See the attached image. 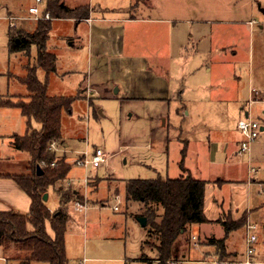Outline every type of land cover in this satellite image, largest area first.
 Listing matches in <instances>:
<instances>
[{
    "label": "rangeland",
    "instance_id": "rangeland-1",
    "mask_svg": "<svg viewBox=\"0 0 264 264\" xmlns=\"http://www.w3.org/2000/svg\"><path fill=\"white\" fill-rule=\"evenodd\" d=\"M64 3L69 7L87 4L95 11L94 17L100 19L103 15L106 22H98L104 34L101 43L110 42L113 52L117 42L113 32L121 31L122 39L126 38L123 56L131 61L127 67L117 66L114 70L101 64L94 71L85 40L89 27L84 22L76 26L72 19L51 23L47 50L56 56V71L46 75L38 68L36 78L46 85L48 96L72 100L70 111L64 110L61 115L63 142L57 143L53 151L57 159L71 165V170L65 180L47 189L45 203L51 212L58 209L55 192L58 188H70L83 195L86 211H77L79 206L75 203L66 207L72 221L65 235L66 264H145L137 261L145 235L133 216L137 205L127 206L121 200L120 212L113 210L118 205L116 196L120 199L122 196L120 181L155 179L157 174L163 178L177 176L184 149L178 135L188 132L186 139L188 147L193 148V157L200 153L201 144L208 137L219 140L212 142L211 147L221 146L225 138H233V121L242 107H246L249 120L264 128V99L253 101L251 95L252 89L264 94V0H64ZM34 5L35 0H0V102L27 94L17 77L25 75L24 66L34 65L36 48L32 46L27 57L9 52L6 17L12 14L25 18L14 29L31 31L36 21L27 12ZM131 16L169 23L114 22ZM201 19L222 22L216 30L222 57L216 61L204 57L211 50L209 35L214 23H197ZM251 21L255 25L249 26ZM158 38L168 40V57L161 52ZM108 55L115 56L116 51ZM158 81L164 82L168 91L165 100L153 95ZM181 107L188 112L187 117L182 116ZM31 127L39 130L40 124L31 121ZM26 131V119L20 110L0 103V169L2 165L10 173L27 171L28 155L10 147L12 137L23 136ZM96 148L109 156L107 166L96 171L73 166L75 160L83 155L90 157ZM249 156L232 155V165L220 168L234 180L244 179L246 168H253L249 176L256 183L248 188L249 214L241 216L246 219L244 226L226 240L225 257L219 259L214 247H205L209 244L208 237L191 233L198 241L191 239L188 261L178 264H242L247 223L256 227L252 260L254 264H264V131L253 142ZM191 159L188 157L185 165ZM94 176L99 179L83 181ZM71 178H80L81 182H70ZM216 195L226 201L230 199L228 189L217 188ZM222 214L223 217L227 214L231 222L238 221L230 212ZM47 231L51 234L48 225ZM211 233L218 238L223 236L219 227ZM145 251L148 258L153 257L147 248Z\"/></svg>",
    "mask_w": 264,
    "mask_h": 264
},
{
    "label": "trees",
    "instance_id": "trees-1",
    "mask_svg": "<svg viewBox=\"0 0 264 264\" xmlns=\"http://www.w3.org/2000/svg\"><path fill=\"white\" fill-rule=\"evenodd\" d=\"M92 11L87 4L69 7L63 0H43L41 13H48L49 20L36 21L31 31L8 27L9 52L27 57L34 46L36 57L32 67L24 66L25 75L17 77L27 94L10 96L0 102L3 106L18 108L26 119V133L13 136L10 147L29 157L25 173L6 172L1 165L0 178L11 179L31 201L27 213L0 211V248L5 264L67 263L65 235L69 217L66 207L69 203L83 205V195L70 188H58L55 192L59 207L54 212L47 208L43 195L56 182L65 180L71 170L69 163L57 159L54 152L49 151V145L63 142L61 115L64 110L70 111L72 100L48 96L46 85L36 78V70L40 68L46 75L56 71V56L47 50L51 23L58 19H72L77 24L88 19ZM31 121L40 124V129H32ZM181 156L184 157V151ZM180 165L182 167V162ZM37 166L43 172L40 176L36 174ZM181 171L176 178L157 176L155 179L124 181L125 204L137 205L133 216L147 220L145 236L140 243L141 255L137 258L139 262L177 264L188 261L190 228L202 224H216L222 228L223 236L220 239L209 237V244L205 246L214 247L219 259L224 258L228 236L244 226L245 217L231 222L227 214L224 217L222 214L215 222L207 220L203 211L206 182L185 176L183 168ZM146 248L153 254L152 258H148Z\"/></svg>",
    "mask_w": 264,
    "mask_h": 264
},
{
    "label": "crops",
    "instance_id": "crops-1",
    "mask_svg": "<svg viewBox=\"0 0 264 264\" xmlns=\"http://www.w3.org/2000/svg\"><path fill=\"white\" fill-rule=\"evenodd\" d=\"M64 1V0H63ZM95 11H92L89 15V18L86 20H82L81 22H84L88 27H89V32L85 37L86 44L88 45V56L90 62L93 61L95 66V70H98V67L102 64H105L106 67L109 68V70H114L117 69V66H122V67H127L130 65L131 59L125 58L123 56V46L126 42V38L120 36L121 31L116 30L113 32L114 36L117 39V42L115 43V47L113 48V52H111V47L108 44H102L101 40L103 38V31H101L98 28V22H106L103 15H101V18L98 19L94 17ZM10 14V13H8ZM99 15V14H98ZM9 16H12L9 15ZM7 18V17H6ZM7 20V19H6ZM89 20V22H88ZM113 21V20H110ZM78 22L76 26L81 23ZM114 22L118 23H126L129 24L130 22L133 23H138V24H168L169 21H163V20H152L151 18L149 19H144V18H137L134 16H131L129 18H123V19H115ZM197 23L207 25L209 23H214L210 22L207 20H198ZM222 22H217L214 23V25L210 26L212 27V31L209 35V41L211 44V50L204 53V57L206 59L212 57L215 61L217 58L222 57V54L219 49V44L216 42L217 41V33L216 30L219 27V25ZM249 26L255 25L253 21L248 22ZM80 43V41H78ZM157 44L161 43V52L164 54V56L168 57V54L170 55V47L168 44V40H165L163 38H158L156 39ZM158 46V45H157ZM116 51V55H108L111 53H114ZM160 52V53H161ZM135 60V59H134ZM210 60V59H209ZM57 61V60H56ZM159 65L161 62L158 63ZM207 72H210V68H206ZM55 73V72H54ZM85 82V80H84ZM164 82L158 81L155 84L154 87V94L156 99L159 100H165L167 96V89H165V85L163 84ZM83 84V83H82ZM82 86V85H81ZM86 89V88H85ZM82 88L80 89V91ZM254 91L253 89L251 90ZM118 91L116 90L114 93L116 94ZM175 93V92H174ZM173 93V96H174ZM181 94V91H178V98L179 95ZM252 95V100H263L264 99V94L262 92H254L251 94ZM253 100V101H254ZM245 108V109H244ZM182 110V116L187 117L188 112L185 110L184 107H181ZM237 118L233 121V128H234V133H233V138H225V142L222 141V145L218 147H211V143H219V140L216 137H213L211 140L210 137L207 138V142H204L201 144V151H199V154H195V157H193L192 153V147H188L189 145V140L186 139V137L189 136L188 132L179 134L177 140L180 142H184V157L182 158V167L181 163L178 161V166L180 168V172L177 173V176L175 177H168V178H176L179 177L182 174L181 169L183 168L186 172L185 176L190 175L192 178L197 179V180H202L206 182L205 185V192H204V215L207 218V220L211 222H215L218 218H220L221 214L223 212H230L231 216L233 217L234 220H239L241 216L246 213L249 214L248 210V188L250 185H256L254 182L255 179L252 178L251 175L252 173H249L250 167L246 168V177L242 180H234L231 179L232 177L225 176L221 172V167L225 164H228L229 166L232 165V155L235 157H239L237 155V148L238 144L240 141V134L237 130V122L241 118L248 117V112L246 110V107L240 108V111L238 115L236 116ZM165 122H163V125ZM262 130L261 132L264 131V128L261 127ZM260 132V133H261ZM193 145V144H192ZM196 147V145H195ZM204 147V148H203ZM232 149V151H231ZM94 151V150H93ZM181 151V152H182ZM187 152V153H186ZM230 153V155H229ZM80 157V156H78ZM77 157V158H78ZM182 157V156H181ZM191 157V161L187 162L185 165V160ZM244 157V156H243ZM250 157V156H249ZM240 158V157H239ZM190 164H193L190 167ZM76 166V165H73ZM104 167V166H103ZM70 173V172H69ZM159 174H157L158 176ZM250 177V178H249ZM97 178L94 176L93 178H88L94 179ZM72 179V178H71ZM69 179L70 182L78 183L81 182L79 181L80 178L77 179ZM99 179V178H97ZM125 181V180H124ZM124 181H120L121 185L123 187ZM104 182V180H102ZM223 190V189H228L230 193V199L227 201L222 197L219 198L216 195V189ZM124 191L122 189V196L121 200L124 201ZM119 196V195H117ZM30 198L16 185L15 182H13L11 179H6V178H0V211H8V210H14L20 213H27L30 209ZM70 204V203H69ZM122 205V203H121ZM77 211H86L85 205H78ZM104 206V205H103ZM67 210V208H66ZM75 211V210H74ZM68 214V212H67ZM74 215V214H73ZM69 217V215H68ZM135 218V217H134ZM73 219V216H72ZM137 219V218H135ZM74 220V219H73ZM71 221L70 217L68 218V223ZM75 221V220H74ZM137 221V220H136ZM72 222V221H71ZM68 225V224H67ZM221 228L219 225L216 224H202V225H194L190 228V235L192 234H200V237H212L214 235L211 233L213 228ZM208 228V229H206ZM145 229V228H144ZM222 230V228H221ZM49 233V232H48ZM145 233V230H144ZM50 234V233H49ZM223 234V231H222ZM51 235V234H50ZM145 236V235H144ZM194 236V235H192ZM215 236V235H214ZM198 237V236H197ZM216 237V236H215ZM217 239H220L216 237ZM198 239V238H197ZM226 244V241H225ZM198 246V245H194ZM207 247V246H205ZM207 248L213 249L211 246H208ZM227 248V246H226ZM0 261L5 264V260L2 255V250L0 248Z\"/></svg>",
    "mask_w": 264,
    "mask_h": 264
},
{
    "label": "built area",
    "instance_id": "built-area-1",
    "mask_svg": "<svg viewBox=\"0 0 264 264\" xmlns=\"http://www.w3.org/2000/svg\"><path fill=\"white\" fill-rule=\"evenodd\" d=\"M43 0H35V5L31 6L28 9V16L34 20H49L50 16L48 13H41L42 10ZM7 21L9 22V27L14 28L17 26L18 23L24 21L25 18L16 17V16H8ZM89 22V20H88ZM255 91H252L254 93ZM237 130L240 134V141L237 148V155L239 157L248 156L250 155L251 148L253 142L257 140L260 135L261 127L256 123L248 119V117L241 118L237 122ZM56 143L52 142L49 145V151H55ZM109 163V156L99 148L94 149L90 157L83 155L82 158L75 160V165L79 167H89L92 170L96 171L100 167L107 166ZM54 164H51L53 167ZM253 168L249 169V173H253ZM85 183H87L88 178H85ZM115 201L118 203L117 206L113 208L114 211L120 212L121 207V199L116 196ZM256 229L254 224L247 223L245 225V259L243 260L242 264H254L252 260L253 254L255 252L254 245L256 243V236L253 234V231ZM191 239L196 240L195 236H192ZM178 264V263H177Z\"/></svg>",
    "mask_w": 264,
    "mask_h": 264
},
{
    "label": "water",
    "instance_id": "water-1",
    "mask_svg": "<svg viewBox=\"0 0 264 264\" xmlns=\"http://www.w3.org/2000/svg\"><path fill=\"white\" fill-rule=\"evenodd\" d=\"M262 14L264 15V10L262 11ZM261 130H262V128H261ZM36 174H37V176H40L43 174V172L39 166L36 167ZM47 197H48L47 194L43 195V201L44 202L47 200ZM136 220H137V223L139 224V226L141 228H143V229L146 228V225H147L146 218L141 217V218H137Z\"/></svg>",
    "mask_w": 264,
    "mask_h": 264
}]
</instances>
